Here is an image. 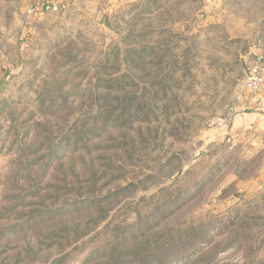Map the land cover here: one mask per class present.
Wrapping results in <instances>:
<instances>
[{"label":"rangeland","instance_id":"obj_1","mask_svg":"<svg viewBox=\"0 0 264 264\" xmlns=\"http://www.w3.org/2000/svg\"><path fill=\"white\" fill-rule=\"evenodd\" d=\"M21 1L0 0V264H264V153L229 131L264 0Z\"/></svg>","mask_w":264,"mask_h":264},{"label":"crops","instance_id":"obj_2","mask_svg":"<svg viewBox=\"0 0 264 264\" xmlns=\"http://www.w3.org/2000/svg\"><path fill=\"white\" fill-rule=\"evenodd\" d=\"M29 1L31 3L35 0ZM24 2L25 0L19 2L20 10L27 6L26 4L24 5ZM261 22V24H263V33L260 36L261 43L257 45L258 53L264 55V16ZM261 64L264 66V59ZM246 94L247 96L244 103L248 105L249 110L239 113L234 119L233 126L229 129L231 147L246 144L249 150L255 153H264V82L258 92L252 93L248 91ZM227 133L228 130L222 127L218 135L225 138Z\"/></svg>","mask_w":264,"mask_h":264},{"label":"built area","instance_id":"obj_3","mask_svg":"<svg viewBox=\"0 0 264 264\" xmlns=\"http://www.w3.org/2000/svg\"><path fill=\"white\" fill-rule=\"evenodd\" d=\"M63 8L62 0H35L27 4L25 12L40 16L44 11H58ZM264 82V66L259 62L247 64L243 71V84L252 93L258 92Z\"/></svg>","mask_w":264,"mask_h":264},{"label":"trees","instance_id":"obj_4","mask_svg":"<svg viewBox=\"0 0 264 264\" xmlns=\"http://www.w3.org/2000/svg\"><path fill=\"white\" fill-rule=\"evenodd\" d=\"M36 17H38V16H36Z\"/></svg>","mask_w":264,"mask_h":264}]
</instances>
